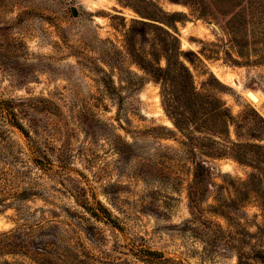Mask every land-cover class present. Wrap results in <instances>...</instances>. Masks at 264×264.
<instances>
[{"label":"rangeland","instance_id":"374dc122","mask_svg":"<svg viewBox=\"0 0 264 264\" xmlns=\"http://www.w3.org/2000/svg\"><path fill=\"white\" fill-rule=\"evenodd\" d=\"M163 30L223 133L165 113ZM233 143L264 146V0H0V264H264Z\"/></svg>","mask_w":264,"mask_h":264},{"label":"trees","instance_id":"16d2710c","mask_svg":"<svg viewBox=\"0 0 264 264\" xmlns=\"http://www.w3.org/2000/svg\"><path fill=\"white\" fill-rule=\"evenodd\" d=\"M163 33L167 43L163 40L158 41L157 44H160L162 53L157 49L152 55L153 63L141 59L139 66L151 76L153 81L160 85L165 113L172 118L175 126L183 133L190 134L191 130L223 133L222 131L227 129L229 121L232 120L228 109L224 107L220 99L198 93L195 90L188 68L179 59L182 55L187 57L192 53L180 51L177 38L167 31L163 30ZM161 58H164L166 62L164 68L159 66ZM253 130L257 134L262 132L261 127ZM231 152L237 163L254 171L249 175L247 184H255L261 181L262 176H264V146L233 143ZM259 191L262 194L261 208L264 213V190ZM8 239L7 235L0 234V253H6L14 246L22 248L21 245L9 244ZM243 259V253H240L237 256V264H246Z\"/></svg>","mask_w":264,"mask_h":264},{"label":"bare ground","instance_id":"6f19581e","mask_svg":"<svg viewBox=\"0 0 264 264\" xmlns=\"http://www.w3.org/2000/svg\"><path fill=\"white\" fill-rule=\"evenodd\" d=\"M246 97L254 105H258L260 103V97H259L258 93L255 91H252V90L248 91L246 94ZM166 124L171 125L170 121L169 122L166 121Z\"/></svg>","mask_w":264,"mask_h":264}]
</instances>
